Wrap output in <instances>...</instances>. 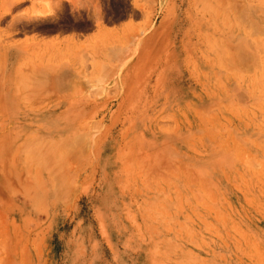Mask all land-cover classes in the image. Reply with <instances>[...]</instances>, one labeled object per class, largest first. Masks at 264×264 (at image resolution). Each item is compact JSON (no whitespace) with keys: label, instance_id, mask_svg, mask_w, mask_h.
Wrapping results in <instances>:
<instances>
[{"label":"rangeland","instance_id":"1","mask_svg":"<svg viewBox=\"0 0 264 264\" xmlns=\"http://www.w3.org/2000/svg\"><path fill=\"white\" fill-rule=\"evenodd\" d=\"M65 1L50 20L41 4L56 28H0V86L18 37L125 24L88 45L119 62L89 64L87 99L135 111L33 114L13 165L35 193L32 264H264V0ZM24 55L0 110L48 98Z\"/></svg>","mask_w":264,"mask_h":264},{"label":"crops","instance_id":"2","mask_svg":"<svg viewBox=\"0 0 264 264\" xmlns=\"http://www.w3.org/2000/svg\"><path fill=\"white\" fill-rule=\"evenodd\" d=\"M45 1L48 4V13L44 17L50 20L56 15L57 0H0V28H56L50 25L41 27L39 24L41 4H44ZM65 3H67L65 0H60V4L65 5ZM5 11L8 13H4ZM78 15L74 13V16ZM25 17L27 18L25 19ZM126 27L125 24L111 25L100 28V30L95 28L89 33L85 25L82 27V25L72 24L53 31L48 30L47 36H40L37 30L31 31L30 35H23L14 39L16 42L20 41L18 43L21 44L14 46L13 52L11 51L4 76L6 83L0 87L3 90L12 88L9 81L14 71L19 70V64L25 58V50L37 49L40 56L37 57V62L33 56L30 72L35 77L48 76V79L45 81L38 79L37 82H32L26 87L40 88L44 87V83H46L45 86L49 90V94L46 95L48 98L42 94L25 95L32 97L33 100L22 101L17 99V96L14 98L11 94L3 93L1 98L5 108L2 110L15 112L35 111L37 109L39 112L70 113L135 111V109L89 108L87 105H81V103L89 102L87 99L89 89L87 75L91 70L89 64L112 65L119 62V57L112 55V53L101 57L89 56L88 45L94 41L100 31L112 34L123 32L127 29ZM108 41L102 42L108 43ZM26 102H31L32 105L18 104ZM99 102H103V100ZM32 106L37 108H31Z\"/></svg>","mask_w":264,"mask_h":264},{"label":"bare ground","instance_id":"3","mask_svg":"<svg viewBox=\"0 0 264 264\" xmlns=\"http://www.w3.org/2000/svg\"><path fill=\"white\" fill-rule=\"evenodd\" d=\"M125 104L118 103V105ZM81 105L106 106L107 103L85 102ZM36 110L15 111L21 115L23 129L16 126L18 123L13 122L16 120L14 115L4 119L2 117L7 111L0 110L4 112L0 114V264H21L24 252H27L25 255L29 264L34 261L32 236L35 224V193L28 186V180L23 174L17 172L19 168L14 170L13 165L17 164L21 152L29 153L35 150L34 141L37 137L32 119H34L33 114L38 111ZM6 122L9 125H6ZM24 205L29 208L25 220L28 226L26 233L23 232Z\"/></svg>","mask_w":264,"mask_h":264}]
</instances>
